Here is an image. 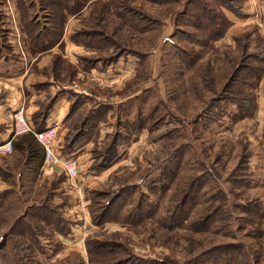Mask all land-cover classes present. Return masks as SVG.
<instances>
[{
  "label": "rangeland",
  "instance_id": "1",
  "mask_svg": "<svg viewBox=\"0 0 264 264\" xmlns=\"http://www.w3.org/2000/svg\"><path fill=\"white\" fill-rule=\"evenodd\" d=\"M2 1L0 43L20 55ZM91 1L53 13L65 44L31 68L19 107L58 123L78 176L17 162L13 141L0 152V264H210L222 245L239 246L228 264H264V0ZM248 97L235 117L227 102Z\"/></svg>",
  "mask_w": 264,
  "mask_h": 264
},
{
  "label": "crops",
  "instance_id": "2",
  "mask_svg": "<svg viewBox=\"0 0 264 264\" xmlns=\"http://www.w3.org/2000/svg\"><path fill=\"white\" fill-rule=\"evenodd\" d=\"M8 1L9 0H3L2 5L4 4V8L10 11L8 6L10 1ZM12 2L14 11L16 15L18 14V17L16 18V26L18 24L20 28L19 32H21V35H23V41L21 44L23 47H20L22 54L18 55L16 49L12 47L10 42H8L7 45H1L0 43V75L5 74L8 77L7 79H0V143H3L7 140H15V137L12 136L11 116L15 109L25 105L24 102L27 98L26 88L22 84L23 82H26L28 78L27 75L29 74L31 68L33 66L39 67L49 53L60 50L65 44V29H62L61 35L57 39V43L50 48L43 47L36 42L34 43V41H32L30 38L32 35H29L32 33L28 32L30 27L28 28L26 25L28 24L26 16L28 13L32 12L38 11V15L41 13L40 11L42 10V5L40 0H12ZM1 30L7 35V33L11 32L12 28L10 25L2 27V24L0 23V31ZM34 50H38V52H34ZM11 60L13 62L15 61L18 66H20V64L22 65L19 74H11L12 69L10 68L11 64L9 62ZM23 62H25V64ZM27 112L25 114L26 117L29 118V114H27ZM57 115L59 116L58 110L52 111L49 116L50 119H48L47 123H50L52 120H54Z\"/></svg>",
  "mask_w": 264,
  "mask_h": 264
},
{
  "label": "trees",
  "instance_id": "3",
  "mask_svg": "<svg viewBox=\"0 0 264 264\" xmlns=\"http://www.w3.org/2000/svg\"><path fill=\"white\" fill-rule=\"evenodd\" d=\"M96 1H99V0H92L90 3L91 4L93 3V6H94L96 4ZM40 2L42 5L41 13L39 15H38V11L28 13L26 16V18L28 20V24H26V25L28 28L30 27L28 32L32 33V34H30L29 36L32 35L30 38L32 39V41H34V43L36 42V43H39L43 47L50 48L54 44L57 43V39L60 37L61 32H62V28L60 27L61 29H59V28L56 29L57 27L53 23V16H54L53 13L56 12L63 18L66 17L67 15H76V0H68V3L62 8V11L59 8L60 3L63 4V2L61 0H40ZM220 5H223V4H220ZM80 10H81V8L79 9V11ZM79 11L77 10V12H79ZM43 20L45 21V23L43 22ZM36 29H37V31H36ZM216 32L217 31L214 28L210 39H212V37H213V39L216 38ZM86 35H88L90 37L92 34L90 31H88L86 33ZM214 35H215V37H214ZM41 36H44L42 40L39 39ZM73 39H74V37H73ZM34 52H38V50H34ZM253 77H254V75H253ZM256 78H257V76L255 74L254 79H256ZM226 85H227V83H226ZM222 86H223V82H222ZM225 99H227V98H225ZM225 99L222 102H225ZM249 101H251V99L248 97L243 102L236 100L233 102L228 101L227 103L233 104L238 108L239 114L236 115L235 117L242 119V118H247L250 115V114H248L249 110L244 109V108L249 106V103H250ZM223 108L224 107L221 106L222 110H223ZM214 114H215V112L214 113L209 112L206 119H209L210 116H212ZM218 115H219V112H218ZM45 123L46 122H45L44 117H43V121H41L40 124H37L32 120L30 122V124L33 126L34 130H36V131H39V130H42L43 128H45ZM14 139L15 140H13V142H12L13 148L15 150L17 149L18 152L21 154V158H19V160L17 162L23 163V165H26V166L32 165L33 168H35V169L39 168L42 164L43 150H42L40 144L34 138L33 134L32 133H26V134L18 135V136H15ZM224 198H225V196H224ZM225 207H227V204H225ZM258 212H259V210H258ZM214 219H215V217H212L210 215H208V216L204 215L203 220H200V222H199V220L196 219L194 221L195 223H193V224L207 227V226H209L210 223H212V221ZM201 222H203V223H201ZM259 234H260V240L261 239L263 240L264 239V232H262V233L260 232ZM235 247H237V248H232V246L228 247L227 245H222V246L218 247L217 249H215L214 251L210 250V252L207 253L208 258L211 259L210 264H212V263H215V264L227 263L228 264L229 258L231 257L230 255L232 254L231 251L233 249L234 250L239 249V246H235ZM141 261L142 262H139V264L147 263L146 260L141 259ZM113 264H116V263H113Z\"/></svg>",
  "mask_w": 264,
  "mask_h": 264
},
{
  "label": "built area",
  "instance_id": "4",
  "mask_svg": "<svg viewBox=\"0 0 264 264\" xmlns=\"http://www.w3.org/2000/svg\"><path fill=\"white\" fill-rule=\"evenodd\" d=\"M58 123L52 122L43 130L36 131L27 120L22 108L13 112L12 136L32 133L43 150L42 163L45 166L57 165L68 179L74 180L78 176V166L74 159H62L55 151V140ZM12 151L11 140L0 143V152L10 153Z\"/></svg>",
  "mask_w": 264,
  "mask_h": 264
}]
</instances>
